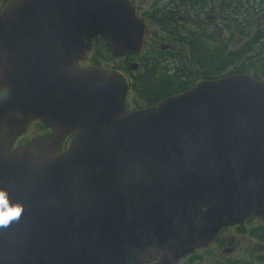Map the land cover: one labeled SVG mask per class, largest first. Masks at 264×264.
<instances>
[{"label":"water","instance_id":"obj_1","mask_svg":"<svg viewBox=\"0 0 264 264\" xmlns=\"http://www.w3.org/2000/svg\"><path fill=\"white\" fill-rule=\"evenodd\" d=\"M96 37L114 57L140 52L133 0L0 10V91L28 109L0 100V190L24 209L0 228V264H173L224 226L264 221V80L201 79L128 111L122 73L77 64ZM36 118L54 132L11 150Z\"/></svg>","mask_w":264,"mask_h":264},{"label":"flooded vegetation","instance_id":"obj_2","mask_svg":"<svg viewBox=\"0 0 264 264\" xmlns=\"http://www.w3.org/2000/svg\"><path fill=\"white\" fill-rule=\"evenodd\" d=\"M12 1L16 0H0V10ZM133 5L145 27L141 51L114 57L108 43L96 37L77 63L79 67L98 66L122 73L129 82L125 99L129 111L152 105L201 79L244 73L264 79L260 72L250 73L254 69L251 64L255 56L251 39L254 30L250 24L255 5L251 0H133ZM238 33L245 39L240 47L233 48L238 44ZM146 80H152L155 86H150ZM159 88L166 92L158 97L149 95V91ZM22 98L19 95L13 98L8 91H0V100L9 99L12 110H28ZM41 101L48 102L46 98ZM53 101L55 97L49 99L50 106ZM53 132V127L42 119L30 120L25 132L16 137L11 150ZM72 136L73 133L66 136L59 151ZM230 232L235 234H228ZM253 249L258 255L252 264H264V221L248 217L242 223L220 228L208 245L179 257L173 264H230L235 261L232 258L223 261L224 254L243 250L247 256V251ZM137 264H159V260L155 257Z\"/></svg>","mask_w":264,"mask_h":264},{"label":"rangeland","instance_id":"obj_3","mask_svg":"<svg viewBox=\"0 0 264 264\" xmlns=\"http://www.w3.org/2000/svg\"><path fill=\"white\" fill-rule=\"evenodd\" d=\"M224 1H226V0H224ZM253 28H254V26H252V29ZM238 34H239L238 44L235 45V47H233V48L240 47V45L242 44V41L245 39V37L242 34H240V33H238ZM263 61L264 60H260L258 62H254L253 63V67H252V68H254L252 70L254 72L251 71L250 73L254 74V73H258L260 71H264V62ZM146 82L149 83L150 86L154 85L152 80H146ZM165 92H166V89L159 88V89L154 90V91H149L148 93H149V95L151 97H158V96L164 94ZM228 234H235V233L234 232H230ZM258 247H260V246L258 245ZM257 255H258V251L254 250V249L251 252L247 251V256L245 255L243 250L242 251H231L228 254H224L223 261L226 260L227 258H232V260L235 261V262H231L230 264H252L256 260Z\"/></svg>","mask_w":264,"mask_h":264},{"label":"trees","instance_id":"obj_4","mask_svg":"<svg viewBox=\"0 0 264 264\" xmlns=\"http://www.w3.org/2000/svg\"><path fill=\"white\" fill-rule=\"evenodd\" d=\"M251 1L255 5L253 22L250 23L251 28L252 26H254L253 28L254 37L251 36V39H253L252 42H253V49L255 55L253 62H258L260 60H264V0H251ZM250 24L248 26V29L250 27ZM251 66L253 65L251 64ZM260 73L264 77V71H260Z\"/></svg>","mask_w":264,"mask_h":264},{"label":"clouds","instance_id":"obj_5","mask_svg":"<svg viewBox=\"0 0 264 264\" xmlns=\"http://www.w3.org/2000/svg\"><path fill=\"white\" fill-rule=\"evenodd\" d=\"M23 210L20 204L10 206L7 194L0 190V228H6L14 220H18Z\"/></svg>","mask_w":264,"mask_h":264}]
</instances>
